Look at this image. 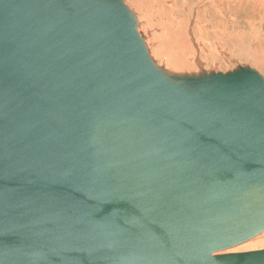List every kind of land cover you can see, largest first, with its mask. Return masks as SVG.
<instances>
[{
  "label": "water",
  "instance_id": "water-1",
  "mask_svg": "<svg viewBox=\"0 0 264 264\" xmlns=\"http://www.w3.org/2000/svg\"><path fill=\"white\" fill-rule=\"evenodd\" d=\"M122 0H0V264H264V79L173 75Z\"/></svg>",
  "mask_w": 264,
  "mask_h": 264
},
{
  "label": "rangeland",
  "instance_id": "rangeland-1",
  "mask_svg": "<svg viewBox=\"0 0 264 264\" xmlns=\"http://www.w3.org/2000/svg\"><path fill=\"white\" fill-rule=\"evenodd\" d=\"M122 1L136 17L139 33L142 32L141 30L143 32L152 30L155 33L153 39H150L152 44L160 45L163 42H169L172 37L177 38L183 31L188 32L186 36L189 37L194 51L191 50V53L187 51L191 48L186 44V52L180 54L177 50L180 48L179 45H175L176 52L169 45L174 50L170 55V61L177 58V53H179L183 58L186 56L184 59L186 62L187 57L195 53L194 55L197 58L193 62L190 59L187 61L189 64H186L194 66L195 71L224 74L234 71L238 67H249L264 79V0H179L177 2L179 10L176 13L182 14L187 19L184 24L179 25V30H176V25L171 21L175 15L163 10L158 3L151 0H136L140 6L143 5L141 17L138 20L136 12L129 7L126 0ZM163 1L159 0L161 3ZM182 5L185 7L180 8ZM160 13H162V16H160ZM167 15H171L173 18L171 19ZM179 17L176 18L179 20ZM191 20L193 21L191 22ZM187 22L189 23L186 24ZM144 26L146 27L144 28ZM186 28H189V30ZM173 30L176 34L172 33ZM144 41H146V38H144ZM147 50L150 54L151 51L149 52L148 47ZM183 50H185V47ZM195 60L199 62L197 63ZM156 61L158 63L155 61L154 63L158 67L165 69V64H162L161 60ZM159 64L161 65L159 66ZM200 64H203L200 67L201 69L197 68ZM263 243L264 233L234 247L231 249V254L264 250Z\"/></svg>",
  "mask_w": 264,
  "mask_h": 264
},
{
  "label": "bare ground",
  "instance_id": "bare-ground-1",
  "mask_svg": "<svg viewBox=\"0 0 264 264\" xmlns=\"http://www.w3.org/2000/svg\"><path fill=\"white\" fill-rule=\"evenodd\" d=\"M145 1V0H144ZM151 1H153V2H156V3H158V5L163 9V10H165L166 12H168V13H173L174 15H175V17L173 18L171 15H167V16H170V18L172 19L171 21H172V23L174 24V25H176L175 26V28H176V30H179V25H182V24H184L186 21H187V19L186 18H184L183 17V15L182 14H180V13H176L178 10H179V6H177V2L179 1V0H164L162 3L161 2H159V0H151ZM126 2H127V4L129 5V7L131 8V9H133L135 12H136V14H137V18H138V20L140 19V17H141V9H142V6H140V4L139 3H137L136 2V0H126ZM146 3V2H145ZM149 3V2H148ZM162 4V5H161ZM180 4V3H179ZM151 5V4H150ZM185 6L184 5H182V6H180V8H184ZM147 8H149V6H147ZM160 8V9H161ZM133 11V12H134ZM146 12V11H145ZM147 12H148V10H147ZM153 13V12H152ZM176 13V14H175ZM162 13H160V16H162L161 15ZM157 15V14H156ZM164 15H166V14H164ZM177 16H180L179 17V20L176 18ZM137 20V19H136ZM193 20H191V22H192ZM204 21V20H203ZM138 23V22H137ZM189 22H187L186 24H188ZM171 24V23H170ZM168 25V24H167ZM172 25V24H171ZM173 26V25H172ZM200 26V25H199ZM146 26H144V28H145ZM187 27V26H186ZM186 29H188L189 30V28H186ZM175 30V29H174ZM172 31V33L174 32V34H176V32L175 31ZM140 31V30H139ZM142 32H143V30H141ZM137 32H138V30H137ZM138 32L140 35L142 34L143 36H144V38H146V41H144L145 42V45L148 47V49H149V52L151 51V53L149 54L150 55V58L153 60V62L155 61L156 63H158L156 60H161L162 62V64L164 63L165 64V69L164 70H166L168 73H170V74H173V75H191V74H197V71H195V69H193V67L194 66H191V65H186L188 62L187 61H189L190 59L192 60V62H193V60L195 59V58H197V56L195 57V53H193V54H191V56H190V58H189V56L187 57V60H186V62L184 61V59H185V57L183 58V57H181L180 55H179V53L181 54V53H183L184 51L186 52V44L191 48L190 50H188L187 49V51H190V53H191V50L192 51H194V49L191 47V43H190V41H189V37L188 36H186L187 35V33H185L184 31H183V33H181V35L179 34V33H177V34H179L178 35V37L176 38H174V37H172V39L168 42H163V43H161L160 45H155V44H152V42H151V40L150 39H153V37L155 36V33L152 31V30H147V31H145V32ZM171 33V34H172ZM173 34V35H174ZM141 35V36H142ZM218 38H219V36H218ZM219 40V39H218ZM222 41V40H221ZM148 42V43H147ZM202 43V42H201ZM168 44V45H167ZM179 45L180 46V48H178L177 50H178V52L179 53H177L178 54V56H177V58H175L173 61H170V55L174 52V50H175V52L177 51L176 49H175V45ZM217 44H218V42H217ZM169 45L171 46V47H173V49L174 50H172L171 49V47H169ZM198 45H200V44H198ZM210 45V44H209ZM182 46H184L185 47V50H183V48L181 49V47ZM188 46H187V48H188ZM178 47V46H177ZM173 51V52H172ZM174 55V54H173ZM183 55V54H182ZM194 55V56H193ZM158 56V57H157ZM176 56V55H175ZM184 56V55H183ZM206 56V55H205ZM153 57V58H152ZM160 57V58H159ZM154 58H156L155 60H154ZM166 61H165V60ZM166 63H168V64H166ZM170 61V62H169ZM197 63L199 62V61H197V60H195ZM191 62V63H192ZM189 64V63H188ZM161 64H159V66H160ZM197 65H199V64H197ZM201 65H203V64H200V66L199 67H197V68H199V69H201L200 67H201ZM196 66V65H195ZM195 68V67H194ZM196 72V73H195ZM200 72H203V71H198V73H200ZM264 233V232H263ZM262 234V233H261ZM259 243V242H258ZM264 244V243H263ZM231 249H233V248H231ZM231 249L229 250H226V251H224V252H220V253H217V254H231ZM233 254V253H232Z\"/></svg>",
  "mask_w": 264,
  "mask_h": 264
}]
</instances>
